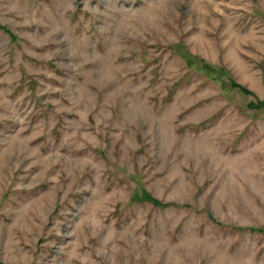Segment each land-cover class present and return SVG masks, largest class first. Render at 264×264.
Returning a JSON list of instances; mask_svg holds the SVG:
<instances>
[{"label": "rangeland", "instance_id": "374dc122", "mask_svg": "<svg viewBox=\"0 0 264 264\" xmlns=\"http://www.w3.org/2000/svg\"><path fill=\"white\" fill-rule=\"evenodd\" d=\"M0 264H264V0H0Z\"/></svg>", "mask_w": 264, "mask_h": 264}]
</instances>
